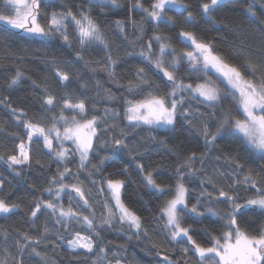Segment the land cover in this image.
Here are the masks:
<instances>
[{
    "label": "snow or ice",
    "instance_id": "snow-or-ice-1",
    "mask_svg": "<svg viewBox=\"0 0 264 264\" xmlns=\"http://www.w3.org/2000/svg\"><path fill=\"white\" fill-rule=\"evenodd\" d=\"M231 2L232 0H198L195 8L189 0H133L129 4L132 11L139 10L141 13L139 23L129 17L133 27L141 32V36L137 38L140 40V51L128 54L138 56L145 67L138 68L135 77L126 85L128 92L140 94L141 98L125 101V117L129 128L146 125L151 130H163L166 134H172L182 130L185 124L193 126V120L189 119L193 115L192 109L190 106L184 107L186 98L196 99L207 107L216 109L222 98L230 96L234 101L233 109L224 110L219 117L215 111L208 114L214 119L215 131L207 123H203L197 131L203 136L206 145L215 144L225 133H235L242 138L249 153L258 155L259 160L264 162V0H260L259 9L252 3L246 10L249 23L258 22L260 25L259 54H254L252 46L243 38L238 44L224 50L217 46L214 39L200 38L187 27H182L177 34L182 45L180 50L173 46L171 37L158 32L149 37L146 43L142 38V26L145 23L152 24L155 29L161 24L171 28L177 24L178 18H182L183 25L187 26L196 24L198 16L204 22L210 23L216 31H222L232 26L231 20L227 15L217 19V13L229 9ZM41 5L42 0H0V32L9 35L22 33L27 38L58 39L68 47L73 46L74 39L78 45L74 61L83 62L94 73L98 70L107 72L109 78L118 83L114 71L118 59L113 57L101 24L93 17L91 9L74 11L65 4L58 10L54 7L42 15ZM92 6L118 9L123 5L121 0H92ZM115 25L120 33H124L123 21L117 20ZM236 27L239 30V26ZM124 39H127V35H124ZM96 48L104 52L103 59H86L85 53L90 49L95 51ZM237 60L242 62L237 63ZM46 63L51 65L53 81L62 95L57 96L51 91L47 76L43 84L32 81L33 87L40 89L39 119H29L27 109L13 107L8 97L0 100V104L9 108L17 126L24 130V138L20 140L14 154L7 157V163L20 176L25 168L31 167L32 145L36 144L41 146L51 162L58 165L55 174L48 178V186L43 189L47 198L42 193L32 200L29 220L35 225L41 216L54 218L55 224L67 231L69 237L66 239L57 230L56 240L50 241L49 237L53 233L47 223L37 236L18 233L11 245L15 252L6 250L5 258L0 259V264H9V259L12 264H25L26 256H41L39 245L51 242L55 247L58 241L65 239L73 255H95L101 260L107 259V250L101 246V230L111 229L115 223H119L121 229L126 225L129 230L135 229L137 233L143 230L144 235H147L143 218L122 199L125 181L112 178V174L100 181L91 180L93 186L99 185L96 188L98 193H104L105 190L108 193L103 201L106 211L101 213L100 222H96V213L89 199L91 189H86L79 179V173L87 171L91 178L94 171H100L99 165H103L109 157L101 158L99 165L92 164L91 157L96 154L97 147L110 148L113 155L126 151L135 162V171L140 174L145 187L158 196L168 197L159 209L160 218L164 220L167 241L179 247L181 254L175 260L172 256L164 255L163 259L168 264H180L181 260L187 264L189 254L194 258L193 264H264V223L253 228V222L249 219L256 214L264 216V175L260 174L264 173V166L258 165L259 173L248 169L240 179L238 174L244 171V166L238 159L229 157L235 163V169L231 173L235 177L234 185L243 184L246 190L254 191L255 195L241 201L234 191L225 190L217 185L213 177L206 176L201 180V191L195 203L189 204L186 179L198 172L203 175L200 169L194 167L197 160L195 152H191L177 164L174 184L158 182L153 170H147L138 159L149 151L146 145H130L126 142L124 130L118 136L111 135L110 141L101 140V133L109 134L106 117L117 114L110 113L106 108L104 116L89 117L86 101H73L67 91L72 76L69 71L58 67L63 61L52 54L50 58H46ZM145 68L164 83L166 90L163 94L160 85L149 79ZM181 68L194 75L195 81L185 83V78L179 75ZM23 77L24 73L17 70L8 86L11 88L18 85ZM218 82L226 84L227 87L222 89ZM80 87L87 88V82H82ZM96 87L104 90L99 82ZM104 91L111 98L110 90ZM178 113L185 117L183 123L178 121ZM196 115L203 114L197 110ZM149 140L155 141L176 156L177 147H182L179 144L170 147L168 140H157L156 136H150ZM77 157V172L73 173L68 164ZM200 159L203 164V157ZM36 163L41 164V161L36 160ZM123 172L127 174L128 169L124 168ZM70 176L73 182H68ZM216 177L226 178V174L217 172ZM205 183L211 185L213 191L203 187ZM234 185H229V189ZM3 187L4 181L0 179V189ZM65 197L67 206L64 203ZM221 204L226 207L220 208ZM20 207L19 203H9L7 199L0 198L2 215L15 214ZM84 209L89 210L87 214ZM209 216L218 218L216 222L220 225L219 228L204 227L198 230L194 226L203 224ZM9 235H5V245L9 243ZM109 264L112 262L109 261ZM115 264H121L120 260L116 259Z\"/></svg>",
    "mask_w": 264,
    "mask_h": 264
},
{
    "label": "trees",
    "instance_id": "trees-1",
    "mask_svg": "<svg viewBox=\"0 0 264 264\" xmlns=\"http://www.w3.org/2000/svg\"><path fill=\"white\" fill-rule=\"evenodd\" d=\"M133 0H121L122 7L118 9H100L98 6H92V0H42L41 14L45 11H51L55 7L57 10L65 4L71 7L74 11L77 9L89 10L93 17L101 24L102 32L110 46L113 57L118 59V63L114 68L115 79L118 83H114L108 76L107 72H93L91 68L85 67L83 62L76 63L74 61L75 51L78 48L73 39L72 47H68L63 41L58 39L45 40L42 37L27 38L22 33H13L11 35L0 32V100L8 97L13 107H25L28 111V118L33 117L39 119V96L40 89L34 88L32 81L38 84L44 83V78L48 77V84L51 86V91L62 95L59 87L55 85L52 78V67L46 63V58H50L55 54L59 60L63 61L58 67L61 70L69 71L72 76V82L68 88L73 101L84 99L87 104L88 115L104 116V110L107 108L117 115L106 117L109 126V134L101 133V140L110 141L111 135H119L121 130H124L126 142L130 145L144 144L149 149L144 156L139 157V161L145 165L147 170H153L158 182L166 184H174L175 168L178 163H181L184 158L191 152H195L197 160L194 167L200 169L197 175L186 179V186L189 188V204L195 203L196 197L201 191V180L206 176H211L215 179L218 186L224 187L225 190L234 191L241 199L252 197L254 191L246 190L243 184L234 185L235 177L231 173L235 169L233 160L238 159L239 163L244 166V171L239 173L240 179L248 171L254 169L257 173L260 172L258 165L264 166V162L260 161L258 155L250 154L247 146L244 144L241 137L235 133H225L219 138L215 144L206 145L202 135L197 131L203 123H207L212 131H215L214 119L208 114L215 111L219 117L224 110L233 109L234 101L230 96L221 99L216 109L207 107L204 103L186 98L184 107H191L193 115L189 119L193 120V126L189 127L185 124L184 128L177 133L166 134L163 130L154 131L146 125H141L138 128H129V122L125 117V109L127 107L126 100H137L141 98L140 94H133L127 91V83L135 77L136 70L145 67V64L140 61V58L128 53L140 51L141 36L138 28L133 27L129 17L136 20L138 23L141 20L139 10L132 11L129 4ZM193 8L196 7L198 0H189ZM254 3V6L259 9L260 0H232L229 4V9L224 12L217 13V19L224 15L230 17L232 26L225 28L222 31H216L210 23L204 22L200 17H197V22L194 25H183L182 18H178L175 26L169 28L163 24L155 29L152 24H143V41L146 43L154 33L164 34L171 37V42L177 50H180L182 45L177 39V34L182 27H187L188 30L196 32L197 36L204 39H214L217 46L227 50L233 44H238L243 38L252 46L254 54H259L261 36L259 32V23L250 24V18L247 15V7ZM147 6V3L146 5ZM121 20L124 22V33H120L116 28L115 21ZM239 26L237 30L236 26ZM71 33V28L69 29ZM127 35V39H124ZM154 48L156 47L153 42ZM86 59L92 61L101 60L104 57V52L100 48L95 51L89 50L85 53ZM241 63V60H237ZM95 67V65H93ZM19 70L24 73L21 82L9 87L11 78ZM150 80L155 84L160 85L161 94L166 90L164 83L151 71L145 68ZM179 75L185 78V83L194 82L195 76L187 72L185 68H181ZM87 82V88H81L80 84ZM99 82L104 90H110L111 98H108L107 91L98 90L96 85ZM219 83L222 89L227 86L224 83ZM120 85V86H118ZM99 91V94H97ZM197 110L202 113V116H197ZM234 111V110H233ZM177 119L183 123L185 117L178 113ZM115 125L116 127H111ZM150 136H156L157 140H168L169 146L174 144L182 145L177 147L178 156L172 155L166 151L164 147L150 141ZM24 138V130L18 127L14 117L11 115L9 108L5 104H0V157H3L0 162V179L4 181L3 189H0V198H5L9 203H19L20 209L15 214L0 215V259L5 258L6 250L15 252L12 248L17 234L28 233L32 236H37L42 231L43 225L47 223L49 229L53 233L50 241L56 240V233L62 234L66 239L69 233L60 225L55 224L54 218L41 216L40 219L33 225L29 220V207L34 198L41 196L43 189L48 186V178L55 174L58 165L51 162L50 158L45 154L40 145H32V164L30 168H25L20 176H17L11 168L8 167L7 157L14 154L20 140ZM70 145V144H69ZM144 149L142 148L141 151ZM105 156L109 158L105 160L103 165H99V160ZM203 157V164H201ZM231 157L233 160H229ZM36 160H40L41 164H37ZM91 163L99 165L100 171L95 172L90 178L87 171H80L79 179L86 186V189H91L90 203L93 205V210L96 213V222H100L101 213H105L103 201L108 197L107 190L104 193H98L93 186L91 180L100 181L103 177L112 174L114 179H123L125 181L122 189V199L125 204L134 209L138 215L143 218L144 229L147 230V235H144L143 230L137 233L135 229L129 230L125 225L123 229L119 223H115L111 229L104 228L101 230V246L107 250V259L101 260L95 255H73L67 247L66 239L58 241L55 247L51 242L38 246V251L41 252L40 257H25V264H112L116 259H119L124 264H161L157 253L160 255H169L173 260L177 259L181 254L179 247L167 241L166 230L164 229V220L160 218L159 209L167 199V196H158L152 190L145 187L140 174L135 171V162L127 154L122 151L119 155L111 154L110 148L97 147L96 154L91 157ZM68 167L73 173L77 172L78 157L68 164ZM91 168V165H89ZM127 168L125 174L123 169ZM221 172L226 174V178L216 177V173ZM264 175V173H260ZM68 182H73V178L68 177ZM229 185H234L229 189ZM203 187L208 191H213L212 186L205 183ZM44 198H47V193H43ZM67 206V198L64 199ZM110 203H113L110 201ZM220 208H225L226 205H219ZM88 209H84L85 214ZM217 217H206L203 224L194 225L198 230L208 228H219L216 222ZM253 222L252 227H259L264 223V216L256 214L249 217ZM191 223V221H189ZM6 234L9 235L8 245L4 244ZM155 245V247H154ZM115 254V255H114ZM194 258L189 254L187 264H193ZM9 264H12L9 259ZM180 264H185L184 260Z\"/></svg>",
    "mask_w": 264,
    "mask_h": 264
},
{
    "label": "water",
    "instance_id": "water-1",
    "mask_svg": "<svg viewBox=\"0 0 264 264\" xmlns=\"http://www.w3.org/2000/svg\"><path fill=\"white\" fill-rule=\"evenodd\" d=\"M0 162H1V160H0ZM163 256L164 255H158V259H159L160 263L161 264H168V262L163 259Z\"/></svg>",
    "mask_w": 264,
    "mask_h": 264
},
{
    "label": "rangeland",
    "instance_id": "rangeland-1",
    "mask_svg": "<svg viewBox=\"0 0 264 264\" xmlns=\"http://www.w3.org/2000/svg\"><path fill=\"white\" fill-rule=\"evenodd\" d=\"M69 144H70V142H69ZM121 195H122V193H121ZM0 215H2V214H0ZM121 262V264H124L122 261H120ZM115 264V263H114Z\"/></svg>",
    "mask_w": 264,
    "mask_h": 264
}]
</instances>
